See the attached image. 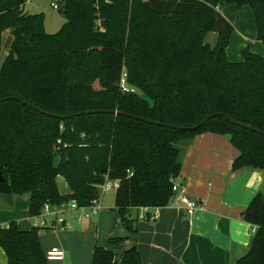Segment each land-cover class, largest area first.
<instances>
[{
    "label": "trees",
    "instance_id": "trees-1",
    "mask_svg": "<svg viewBox=\"0 0 264 264\" xmlns=\"http://www.w3.org/2000/svg\"><path fill=\"white\" fill-rule=\"evenodd\" d=\"M25 1L0 0V48L12 35L0 66V194L27 193L30 216L46 201L87 205L117 180L113 210L135 232L129 209L169 203L183 148L206 131L229 135L233 170L264 169V0H60L66 20L54 33ZM225 4L251 9L263 55L228 60ZM241 217L256 229L233 264H264L263 193ZM40 229L0 226L6 264L47 263ZM123 241L95 245L91 264H141Z\"/></svg>",
    "mask_w": 264,
    "mask_h": 264
},
{
    "label": "crops",
    "instance_id": "crops-1",
    "mask_svg": "<svg viewBox=\"0 0 264 264\" xmlns=\"http://www.w3.org/2000/svg\"><path fill=\"white\" fill-rule=\"evenodd\" d=\"M219 11L234 27L226 47L228 60H241L242 50L263 55L250 8L225 4ZM215 39L216 33L213 42ZM237 154L229 135L209 131L195 135L182 150L174 193L185 194L203 208L187 213L171 203L132 207L128 215L134 219L135 232L117 225L113 207L108 210L102 206L96 215L81 221L76 220L79 210H67L64 216L71 226L64 233L69 239L60 240L59 247L63 249L60 261L79 264L87 260L90 264L95 245L107 246L109 237H122L121 249L136 246L141 264H233L247 252L256 229L243 220L241 211L255 193L264 194V169L248 165L233 170ZM28 203L27 193L0 194V226L14 221L19 229L31 228L39 217L28 214ZM151 215L156 217L150 219ZM40 236L39 233L43 251L58 246L44 244ZM0 264H6L1 247Z\"/></svg>",
    "mask_w": 264,
    "mask_h": 264
},
{
    "label": "built area",
    "instance_id": "built-area-1",
    "mask_svg": "<svg viewBox=\"0 0 264 264\" xmlns=\"http://www.w3.org/2000/svg\"><path fill=\"white\" fill-rule=\"evenodd\" d=\"M51 6L53 8L59 9L60 4L51 1ZM122 90L128 91L133 90L125 84L124 78L121 80ZM118 185L117 180L105 179L102 184L97 185L98 195L90 201L87 205H78L75 199H71L67 202L60 204H51L49 202H44L41 212L38 215L39 219L33 223V226L39 228H56V227H70L71 223L67 221L64 213L67 210H79L80 214L76 217L77 221H81L84 218H89L96 215L102 207V198L104 193L111 189L116 188ZM169 203L181 208L187 213H192L196 209H201L203 206L201 203L190 199L185 194H175L173 193ZM156 215H151L150 219H154ZM45 256L47 260H61L63 258V249L58 246H51L45 251Z\"/></svg>",
    "mask_w": 264,
    "mask_h": 264
},
{
    "label": "rangeland",
    "instance_id": "rangeland-1",
    "mask_svg": "<svg viewBox=\"0 0 264 264\" xmlns=\"http://www.w3.org/2000/svg\"><path fill=\"white\" fill-rule=\"evenodd\" d=\"M51 1L57 2L58 4L60 2V0H27L23 4L24 11H26L28 13H42L43 14V28H44V31L47 33L56 32L66 20V17L64 16L63 12L61 11V7L59 9L53 8L50 4ZM214 38H215V33L210 32L206 35L205 41L213 44ZM11 41H12V35H11L10 30L9 31H8V29L4 30L1 33L0 66H1V64H2L6 54L8 52ZM232 45H235V44L233 43ZM143 97H146V96L143 95ZM57 185H58V188L61 192L66 193L69 191V188L65 184L62 177H59V179L57 180ZM114 190H115V188H111L104 193L103 198H102V206L104 207V209L111 210V208L113 207V205H114V203H113ZM68 213H66L67 216H69ZM78 214H80V211L77 213V215ZM84 220H85V218H84ZM116 222H117V225L119 227L125 228L118 217H117ZM84 223H85V221H84ZM84 223L82 225H84ZM75 225H76V223H75ZM75 227H77V225ZM75 227H73V228H75ZM65 230L69 231V228H67V227L63 228V227L58 226L56 228H42L39 230V233L41 235L40 237H41L42 241L44 242V244H48V245L57 244L59 247V246H61V244H60L61 239H65V240L69 239L68 236L66 234H64V233H66ZM39 233H38V235H39ZM74 240L75 239H72L70 241H74ZM83 252L85 253V250ZM88 261H89V259H88ZM46 264H71V263L67 262V260L65 259L63 261L48 260ZM79 264H87V260H86V262L83 261ZM90 264H91V261H90Z\"/></svg>",
    "mask_w": 264,
    "mask_h": 264
},
{
    "label": "water",
    "instance_id": "water-1",
    "mask_svg": "<svg viewBox=\"0 0 264 264\" xmlns=\"http://www.w3.org/2000/svg\"><path fill=\"white\" fill-rule=\"evenodd\" d=\"M231 122H234L233 120H230Z\"/></svg>",
    "mask_w": 264,
    "mask_h": 264
}]
</instances>
